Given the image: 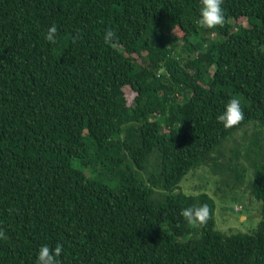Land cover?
<instances>
[{"label":"trees","instance_id":"16d2710c","mask_svg":"<svg viewBox=\"0 0 264 264\" xmlns=\"http://www.w3.org/2000/svg\"><path fill=\"white\" fill-rule=\"evenodd\" d=\"M222 7L204 29L200 0H0V264L57 244L60 264H264V0ZM232 98L245 118L225 129ZM248 123L244 181L236 151L215 158ZM201 165L258 201L250 232H221L211 196L177 189ZM203 204L193 228L179 213Z\"/></svg>","mask_w":264,"mask_h":264},{"label":"rangeland","instance_id":"374dc122","mask_svg":"<svg viewBox=\"0 0 264 264\" xmlns=\"http://www.w3.org/2000/svg\"><path fill=\"white\" fill-rule=\"evenodd\" d=\"M227 20L240 24L246 23L244 17H238L235 20ZM219 28L221 27L219 26ZM171 32L176 36H181L183 33L178 27H173ZM123 92L126 102L130 103L134 91L129 87L124 86ZM252 128V123H248L241 128L236 129L229 138L221 143L219 151L223 154H218L215 158L216 162L222 161L223 159L226 161L231 153L236 151L237 162L246 169L244 181L249 173V168L246 166V159L243 157L245 155L244 144L247 142ZM149 160L152 161L151 158ZM215 171L216 172L213 173L207 165H201L195 169H189L179 180L177 189L185 194H194L203 191L211 196L215 205L213 210L214 227L221 232H250L255 227L259 218L257 213L259 205L258 201L254 200L248 194L243 184L239 185L238 189L239 193L242 194L241 196L237 193L231 192L229 190L230 187L225 184L227 180L229 181L227 173L219 167H216ZM192 227L195 228V226ZM193 233L194 229L181 236L180 239H186Z\"/></svg>","mask_w":264,"mask_h":264},{"label":"clouds","instance_id":"9594fccd","mask_svg":"<svg viewBox=\"0 0 264 264\" xmlns=\"http://www.w3.org/2000/svg\"><path fill=\"white\" fill-rule=\"evenodd\" d=\"M224 0H200L201 8L199 19L196 23L204 29H214L218 26L222 27L225 22L224 9L222 7ZM57 28L52 25L45 34V40L50 44L56 43ZM105 44H113L118 41L115 31L108 29L104 33ZM245 118V113L241 108V101L238 98L230 99L225 105L222 114L217 116V121L223 125L225 129L238 126ZM180 216L191 226H203L207 224L211 217V210L207 204L197 207H188L180 211ZM8 237L3 229H0V240H6ZM63 246L57 244L54 248L47 245L41 246L36 264H60L57 257L61 256Z\"/></svg>","mask_w":264,"mask_h":264}]
</instances>
